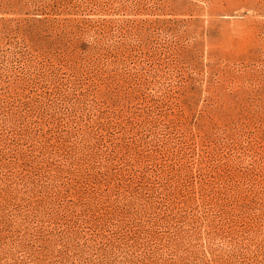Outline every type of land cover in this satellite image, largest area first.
<instances>
[{"label":"rangeland","instance_id":"obj_1","mask_svg":"<svg viewBox=\"0 0 264 264\" xmlns=\"http://www.w3.org/2000/svg\"><path fill=\"white\" fill-rule=\"evenodd\" d=\"M0 264H264V0H0Z\"/></svg>","mask_w":264,"mask_h":264}]
</instances>
